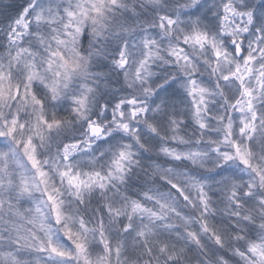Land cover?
I'll list each match as a JSON object with an SVG mask.
<instances>
[{
  "label": "clouds",
  "instance_id": "clouds-1",
  "mask_svg": "<svg viewBox=\"0 0 264 264\" xmlns=\"http://www.w3.org/2000/svg\"><path fill=\"white\" fill-rule=\"evenodd\" d=\"M0 264H264V0H0Z\"/></svg>",
  "mask_w": 264,
  "mask_h": 264
}]
</instances>
